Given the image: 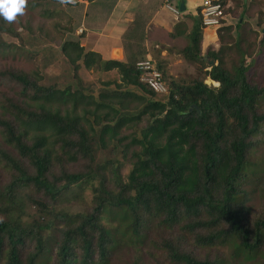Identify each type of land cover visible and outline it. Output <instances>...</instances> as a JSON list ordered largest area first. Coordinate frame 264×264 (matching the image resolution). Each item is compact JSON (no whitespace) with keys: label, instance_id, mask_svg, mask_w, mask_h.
I'll return each instance as SVG.
<instances>
[{"label":"trees","instance_id":"trees-1","mask_svg":"<svg viewBox=\"0 0 264 264\" xmlns=\"http://www.w3.org/2000/svg\"><path fill=\"white\" fill-rule=\"evenodd\" d=\"M192 19L181 52L202 61L204 27L200 15ZM126 46L119 61L66 40L78 83L65 86L0 67V264H264L259 63L227 68L211 52L206 74L219 83L211 86L169 84L158 62L169 87L161 96L140 80L142 45ZM13 51L31 52L0 18V57ZM81 65L117 70L121 82L103 83L96 96L81 84ZM124 128L136 130L126 144ZM255 192L262 206L254 211Z\"/></svg>","mask_w":264,"mask_h":264},{"label":"rangeland","instance_id":"rangeland-1","mask_svg":"<svg viewBox=\"0 0 264 264\" xmlns=\"http://www.w3.org/2000/svg\"><path fill=\"white\" fill-rule=\"evenodd\" d=\"M182 1L174 0L169 3L175 6V4L180 5ZM184 1L186 4H195L199 7L203 2V0ZM224 1L226 2L225 18L222 24L218 27L202 29L203 39L200 48L202 61H191L181 52L190 43L188 29L192 20L185 19L180 23L186 26V35L176 34L181 37L174 39L175 36L172 38L174 40L165 42H162L161 36L160 39H157L158 47L154 49L152 58L163 65L169 84L171 80L189 84L197 79H204L208 85L219 86L216 85L217 83H213L206 74L210 70V65L214 63V59L209 55L211 52H217L220 56V60H217L216 64L222 62L227 68L237 65L243 59L246 63L257 61L259 64L256 65V75L264 77V0ZM41 3V6L36 9L27 8L25 14L12 23L21 32L27 50H31V52H10L5 57H0V67H15L27 72L41 73L45 76V83L56 82L60 86H65L68 83L77 84L78 80L74 77V66L61 49L63 43L68 39L79 40L86 49L92 47L85 41L90 35H92L91 40L94 39L93 34L88 32L92 28L91 24L86 21L91 10L88 11L89 13L86 12L87 4L84 2L75 5H61L57 0H41ZM175 29L173 30L175 31ZM2 38L6 42L13 41L21 45L20 40H14L10 36L4 35ZM166 42L170 46H167ZM165 48H169L170 51L168 59L162 58V52H160ZM100 50L104 52L102 46H100ZM260 57L263 58L260 60L258 59ZM79 75L81 84L96 96L103 88V83L114 80H117L119 84L121 82L117 70L105 72L98 68L87 69L81 65ZM144 124L145 121L141 123V125ZM135 131L128 128L122 130L121 138L128 137L123 144L130 141L129 138H132ZM113 153L110 149L101 151L99 154L101 157L108 158L113 156ZM130 156L131 149H129L127 158ZM124 161L126 162V160ZM129 170L130 163L127 161L123 168V175H128ZM251 204L254 211L261 208L262 199L258 192L254 193ZM69 207L73 211H79L84 208V205L71 204Z\"/></svg>","mask_w":264,"mask_h":264},{"label":"crops","instance_id":"crops-1","mask_svg":"<svg viewBox=\"0 0 264 264\" xmlns=\"http://www.w3.org/2000/svg\"><path fill=\"white\" fill-rule=\"evenodd\" d=\"M89 1L81 0L77 3L84 2L87 4L86 12L91 10L86 21L91 24L92 28L88 32L93 34L94 39L91 40L92 35H90L85 40L92 46L87 47V50L99 52L104 59L119 61H127L130 49L126 45L129 42L135 43L136 40L142 45L145 58H152L160 36L162 42H165L186 35V26L180 23L187 19L192 20L189 24L192 25V16L198 18L200 15L199 6L186 2L185 11H181L179 15L174 14L166 7V2L174 0H91L90 3ZM175 6L180 7L178 4ZM128 33H132V36L126 38ZM176 34L180 35L176 36ZM166 45L170 46L167 42ZM100 46L104 52L100 50ZM160 52L162 58L170 57L169 48Z\"/></svg>","mask_w":264,"mask_h":264},{"label":"built area","instance_id":"built-area-1","mask_svg":"<svg viewBox=\"0 0 264 264\" xmlns=\"http://www.w3.org/2000/svg\"><path fill=\"white\" fill-rule=\"evenodd\" d=\"M79 1L81 0H78V2ZM166 7L176 15L181 14L180 8L171 5L169 2H166ZM199 14L204 29L214 26L218 27L222 24L223 19L225 18V8L221 0H203L199 9ZM136 67L141 73V82L145 83L156 94L164 96L169 93L168 84L164 79L163 72L160 69L158 62L155 59H141L137 61ZM215 84L219 85L218 82H215Z\"/></svg>","mask_w":264,"mask_h":264},{"label":"clouds","instance_id":"clouds-1","mask_svg":"<svg viewBox=\"0 0 264 264\" xmlns=\"http://www.w3.org/2000/svg\"><path fill=\"white\" fill-rule=\"evenodd\" d=\"M61 5H75L78 0H57ZM29 0H0V18L7 23H14L18 17L25 14ZM215 82V81H213Z\"/></svg>","mask_w":264,"mask_h":264},{"label":"water","instance_id":"water-1","mask_svg":"<svg viewBox=\"0 0 264 264\" xmlns=\"http://www.w3.org/2000/svg\"><path fill=\"white\" fill-rule=\"evenodd\" d=\"M185 9H186L185 1L183 0V1L181 2V4H180V10H181V11H185Z\"/></svg>","mask_w":264,"mask_h":264}]
</instances>
